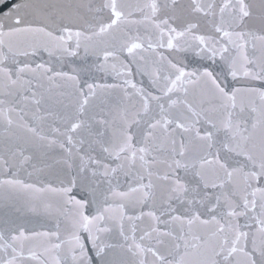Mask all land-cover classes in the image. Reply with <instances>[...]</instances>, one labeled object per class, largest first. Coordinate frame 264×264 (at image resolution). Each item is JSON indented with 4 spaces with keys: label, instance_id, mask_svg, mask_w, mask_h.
Here are the masks:
<instances>
[{
    "label": "snow or ice",
    "instance_id": "obj_1",
    "mask_svg": "<svg viewBox=\"0 0 264 264\" xmlns=\"http://www.w3.org/2000/svg\"><path fill=\"white\" fill-rule=\"evenodd\" d=\"M0 264H264V0H0Z\"/></svg>",
    "mask_w": 264,
    "mask_h": 264
},
{
    "label": "water",
    "instance_id": "obj_2",
    "mask_svg": "<svg viewBox=\"0 0 264 264\" xmlns=\"http://www.w3.org/2000/svg\"><path fill=\"white\" fill-rule=\"evenodd\" d=\"M13 3H14V0H8L9 7H11ZM4 11L5 12L8 11V8H5Z\"/></svg>",
    "mask_w": 264,
    "mask_h": 264
}]
</instances>
